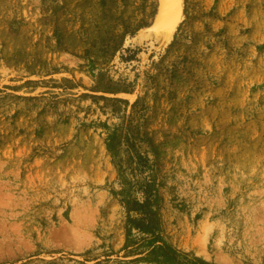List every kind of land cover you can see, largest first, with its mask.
Wrapping results in <instances>:
<instances>
[{
    "label": "rangeland",
    "instance_id": "374dc122",
    "mask_svg": "<svg viewBox=\"0 0 264 264\" xmlns=\"http://www.w3.org/2000/svg\"><path fill=\"white\" fill-rule=\"evenodd\" d=\"M0 0V264H264V0Z\"/></svg>",
    "mask_w": 264,
    "mask_h": 264
},
{
    "label": "bare ground",
    "instance_id": "6f19581e",
    "mask_svg": "<svg viewBox=\"0 0 264 264\" xmlns=\"http://www.w3.org/2000/svg\"><path fill=\"white\" fill-rule=\"evenodd\" d=\"M160 8H164L165 17L161 14L157 16L155 27L152 28L149 36L153 35L154 40L160 45L166 44L173 36L174 31L179 26L183 17V0H159ZM166 11V12H165Z\"/></svg>",
    "mask_w": 264,
    "mask_h": 264
},
{
    "label": "water",
    "instance_id": "95a60500",
    "mask_svg": "<svg viewBox=\"0 0 264 264\" xmlns=\"http://www.w3.org/2000/svg\"><path fill=\"white\" fill-rule=\"evenodd\" d=\"M166 12V11H165ZM161 14L163 16H165L166 18L169 17V15H167L166 13H164V8H160V2L159 0H157V5H156V13H155V17H154V20H153V23H152V27L155 25L156 23V19H157V16ZM155 27V26H154ZM153 27V28H154Z\"/></svg>",
    "mask_w": 264,
    "mask_h": 264
},
{
    "label": "trees",
    "instance_id": "16d2710c",
    "mask_svg": "<svg viewBox=\"0 0 264 264\" xmlns=\"http://www.w3.org/2000/svg\"><path fill=\"white\" fill-rule=\"evenodd\" d=\"M198 264H210V263H204V262H201V263H199V262H197Z\"/></svg>",
    "mask_w": 264,
    "mask_h": 264
}]
</instances>
